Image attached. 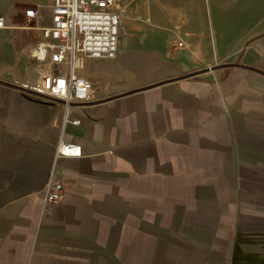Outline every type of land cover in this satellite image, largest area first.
Masks as SVG:
<instances>
[{"label": "crops", "instance_id": "crops-1", "mask_svg": "<svg viewBox=\"0 0 264 264\" xmlns=\"http://www.w3.org/2000/svg\"><path fill=\"white\" fill-rule=\"evenodd\" d=\"M53 3L0 14L23 24L39 6L46 26ZM14 32L32 60L40 31L0 28V64ZM117 57L89 60L94 99L70 108L0 74V264H264V30L231 61L153 82ZM52 173L66 198L43 215Z\"/></svg>", "mask_w": 264, "mask_h": 264}, {"label": "rangeland", "instance_id": "rangeland-1", "mask_svg": "<svg viewBox=\"0 0 264 264\" xmlns=\"http://www.w3.org/2000/svg\"><path fill=\"white\" fill-rule=\"evenodd\" d=\"M122 2L119 68L143 82L231 61L253 34L264 30V0ZM15 33L5 37L3 47L15 60L0 64V74L24 84L36 78L37 65L20 46H8L19 39ZM179 40L184 41L181 49L175 46Z\"/></svg>", "mask_w": 264, "mask_h": 264}, {"label": "built area", "instance_id": "built-area-1", "mask_svg": "<svg viewBox=\"0 0 264 264\" xmlns=\"http://www.w3.org/2000/svg\"><path fill=\"white\" fill-rule=\"evenodd\" d=\"M41 15L39 6H30L25 10V23L9 24L6 16L0 14V28L40 31L30 48V57L37 65V76L24 85L38 95L62 100L67 108L93 100L94 82L83 69L90 59L118 56L123 12L117 0H54L52 24H36ZM175 46L183 48L184 41H177ZM82 150L79 142H61L57 155L79 156ZM44 190L43 215L66 198L64 183L53 173Z\"/></svg>", "mask_w": 264, "mask_h": 264}, {"label": "water", "instance_id": "water-1", "mask_svg": "<svg viewBox=\"0 0 264 264\" xmlns=\"http://www.w3.org/2000/svg\"><path fill=\"white\" fill-rule=\"evenodd\" d=\"M21 87H24V86H21ZM32 91V90H31ZM47 97H49V98H53V99H57V100H60V99H58V98H56V97H51V96H47Z\"/></svg>", "mask_w": 264, "mask_h": 264}, {"label": "bare ground", "instance_id": "bare-ground-1", "mask_svg": "<svg viewBox=\"0 0 264 264\" xmlns=\"http://www.w3.org/2000/svg\"><path fill=\"white\" fill-rule=\"evenodd\" d=\"M123 0H117V2H118V6H119V4H122L123 2H122Z\"/></svg>", "mask_w": 264, "mask_h": 264}]
</instances>
